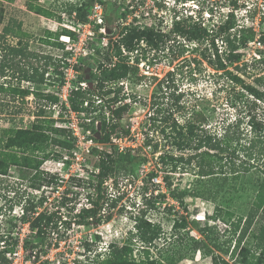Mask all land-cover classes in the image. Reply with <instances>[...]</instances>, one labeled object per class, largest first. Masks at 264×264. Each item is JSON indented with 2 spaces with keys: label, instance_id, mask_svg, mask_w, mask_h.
<instances>
[{
  "label": "rangeland",
  "instance_id": "rangeland-1",
  "mask_svg": "<svg viewBox=\"0 0 264 264\" xmlns=\"http://www.w3.org/2000/svg\"><path fill=\"white\" fill-rule=\"evenodd\" d=\"M76 1L0 0V8L5 14L4 22L0 23V31L9 20L15 19L21 22L20 33L28 39L31 50L57 59V62L50 64L48 71L51 77L46 75L45 83L19 82L18 78L12 75L1 79L4 86L2 88L0 85V137H7L9 131L15 129L32 128L37 120L53 119L54 125L58 127L57 124L65 118L59 112L62 100L57 102L58 105L43 106L44 111L41 113L39 98L47 96L61 98L60 94L63 92L60 89L61 76L54 69L58 63L60 64L58 59L66 55L69 57L66 49L68 44L62 41V35L72 32L70 34L75 37L77 34L66 26H76L73 20L82 22L76 18V13L71 15L68 12L67 4ZM104 2L105 23L94 27L95 35L88 41L90 48L95 51L83 57L79 65L80 67L82 63L93 64L90 72L92 68L97 67L99 60L106 59V62H109L108 50L103 43L104 38L107 36L117 39L125 22L169 31L176 21L188 20L214 28V24L221 22L233 12L235 28L252 27L255 36L252 42L260 40L262 45L258 41L241 45L240 52L243 54L241 63H248L246 72L237 69L235 65L228 67V70L238 78H234L226 70L217 69L205 58L204 52L209 55L205 42L200 45L177 37L168 48L160 51L140 49V56L144 59L138 65L139 72L130 77L124 86L126 92L131 95L130 101L124 99V102L129 104V109L120 123L123 127L120 129L123 137L121 144L124 147L134 145L136 149L132 152L131 158L118 160L116 178L105 184L106 195L101 202L99 216L105 219L110 214L111 219L109 221L105 219L98 224L94 221L91 225L73 223L70 227L62 223L59 234L51 236L54 243L40 251L42 254L38 261L30 257L32 250L38 251L41 248L34 245L36 247L14 255L13 262L17 260L20 264H144L143 248L149 244L133 234L138 231V224L143 227L152 222L160 225L162 234L160 239L154 241L156 247L149 246L150 252L154 258H159L158 262L162 264H169L171 257L177 258L175 264H264V258L260 257L264 247L256 250L260 242L258 235L264 227V203L243 242L235 248L245 217L256 208L257 202L260 203L258 191L264 182L262 144L257 143L254 148L247 150L241 149L238 145L237 162L243 164L241 173L220 191L216 201L189 194L203 187L202 180H210V183L216 186L219 175H209L205 179H202L203 177L200 179L198 169L195 165H189L187 159L170 175L171 188L165 185L164 190L162 187L156 190L158 183L155 181L156 177H163L171 170V165L160 162V154H181V150L174 144L173 134L165 136L160 131L166 128L167 132H170L169 126L173 119L185 122L195 112H200L204 117L198 114L196 118L198 120L205 118L206 128L221 133L229 122L242 120L241 129L245 136L243 144L248 143L255 135L251 128V120H254L258 130L263 133L264 140V86L255 81L257 76H264V60L261 59L264 58V0H104ZM107 2H117L118 13L128 12V18L120 19L114 12L107 17ZM10 41L16 43L17 38H10ZM217 44L220 50L226 49L221 39ZM74 48L78 50L77 42ZM2 56L3 53L0 51V59ZM41 61L34 62L42 66V71L45 60ZM141 71H150L154 74L143 73L148 78L140 80L138 77L141 76ZM82 76L84 77L83 71ZM155 77L157 79H154ZM249 85L263 96L258 97L251 92L247 87ZM21 89L26 90L23 92ZM126 92L122 90L121 96L127 98ZM100 109L103 110L101 106ZM40 113L42 115L38 119ZM108 117L109 115L107 120ZM91 128L95 129L94 125ZM49 133L52 136H63L54 132ZM147 141H150V144H147ZM0 142L1 151L3 141ZM95 142L97 143L95 148L98 150L111 148L110 143ZM113 142L115 145L120 144V141ZM54 150L63 156L56 158L51 155L41 168L48 178L60 176L61 185L43 181L45 203L42 209L54 211L59 208L63 220L74 219L82 206H91L88 194L96 193L93 185L96 184L94 172L99 171L97 168L99 151L88 155L82 170L74 171L75 174H80L77 176L72 175L68 164L72 160L64 158L68 150L51 145L49 151ZM189 152L194 150L186 147L185 157L190 154ZM36 154L42 155L39 151ZM63 160L66 161L64 168L58 164ZM214 163L215 170L219 171L220 163L217 160H214ZM246 166L250 167L248 171L244 169ZM23 170L25 168L15 164H5L0 169V234L7 236L11 232V236L26 243L31 236L34 237L35 232L29 231L27 224L18 219L22 206L16 205L12 211L7 208L8 200L15 196V190H19L20 194L24 193L23 202L30 197L38 200L41 196V189L31 188L32 172L25 173ZM152 173L156 175L151 180ZM183 190L188 194L185 195L184 204H181L177 192ZM152 194L157 196L154 202H151ZM240 217H244V220L236 230V225L232 223L238 222ZM176 218H182L181 222L186 224L181 232L187 236V240L182 244L171 236ZM60 236L62 239L57 241L56 238ZM192 238L203 240L201 249L196 251L191 249ZM87 244H90L89 248ZM242 247L245 248L243 251ZM180 254H184V257L178 259Z\"/></svg>",
  "mask_w": 264,
  "mask_h": 264
},
{
  "label": "trees",
  "instance_id": "trees-1",
  "mask_svg": "<svg viewBox=\"0 0 264 264\" xmlns=\"http://www.w3.org/2000/svg\"><path fill=\"white\" fill-rule=\"evenodd\" d=\"M95 0H77L76 2H69L67 4L68 12L73 15L76 13V18L80 21H87L90 13L91 6L94 4ZM105 4V2H103ZM107 2V17L110 13L114 12L117 14L116 17L128 18V12L118 13V4ZM5 20V14L2 8H0V23ZM236 21L234 13L231 12L226 16L221 22L214 24V28H208L201 22H192L188 20L176 21L169 31L158 29L156 27H143L135 23H129L123 25L119 37L117 39L110 38L109 47L107 48V67L104 66L103 60H99L97 66L100 72H90V68L93 64H81L80 68L83 71L84 77H92L97 81L95 88H88L87 90H72L70 94L71 107L75 111H87L89 114L92 111V106L94 104L93 94L97 93L100 97H103L107 104V109L109 111L108 120L104 113V109L100 111L97 117L102 119L103 122V137L99 140L103 143H110V150H98V148H93L92 152L99 151V160L97 163L98 172H94L96 177L95 191L96 195L92 192L88 194V201L91 206H82L76 213L74 219L63 220V216L60 209L50 211L47 208L42 209L45 203L43 181L48 182V184L54 183L61 185L60 176L54 175L49 177L45 174L41 168L44 162L52 155L56 158H61L63 155L54 150L49 151L51 145H56L64 149L70 150L73 147L71 143L70 133L64 128H60L54 125L53 119L48 120H37L34 122L32 128H21L9 131L7 137H0V141H3V150L0 151V169L4 167L5 164H15L20 165L25 173L32 172V185L31 188L34 190L41 189V196L38 200L34 198H27L23 202L22 197L24 193L20 194L19 190L14 191V197L8 200V210L12 211L16 205H20L21 214L18 219L25 224L29 225V229L35 232L34 237L31 236L24 243L25 250L34 248L39 245L41 248L36 251V260H38L42 254L40 251H44L50 245H52V234H59L60 224L65 223L67 227L73 225V223L91 225L95 221L97 224L101 221L111 219V215H107V218H101V202L105 198V183L106 181L116 178L117 162L120 159H129L133 148H126L125 150H120L119 146L111 142V137L114 134L121 135L122 125L121 119L124 114L129 109L128 103H120L125 98L121 96L123 90L122 86L118 83L124 78H130L135 76L139 72V63L142 61L143 56H140V49H150L153 51H160L169 47L172 41L177 40V37L183 38V40H189L197 42L202 45L206 43V49L209 51V55L204 56L209 59V62L217 69L226 70L234 78L235 76L228 67L235 65L237 69H241L246 72V67L248 63H241L243 54L240 52L241 45H246L252 41L254 36V29L252 27L241 26L236 29ZM22 28L21 22L17 20H9L0 31V51L3 53L0 59V85L3 88V83L1 79L8 76H13L18 78L19 82L28 81L31 83H45L46 74L49 72V66L55 59L51 55H44L40 52L33 51L29 48V41L21 33ZM236 29L235 32H232ZM70 32L65 30V32ZM72 33V32H70ZM10 38H17L16 43H12ZM221 39L226 45L225 50H220L217 41ZM142 54V53H141ZM114 57H117L115 60ZM45 60L43 65V70L41 71V65L35 63L34 61L42 62ZM264 60V58H261ZM61 61V59H58ZM106 61V59H104ZM257 60V59H256ZM83 61V60H82ZM57 62V61H56ZM110 64V65H109ZM61 64L55 66L54 71L56 73L60 72ZM51 77V76H50ZM148 78L146 75H141L138 79L142 80ZM59 78H57L58 80ZM154 79H157L156 77ZM259 84L264 86V76H257L255 78ZM248 89L255 93L258 97H262L258 90L253 86H247ZM26 89H21L25 91ZM17 91V90H16ZM41 107V113H43V106H52L56 104L59 99L57 96H47V98H39ZM89 100V106H85L84 103ZM104 106V105H102ZM66 106H62L61 115L64 114ZM97 109V108H96ZM102 112V113H101ZM38 119H40V115ZM198 114L202 115L200 112H195L193 116H190L185 122H180L177 119H173L170 124V132H167L166 128H162L160 131L165 136L173 134L175 146L181 150V154L171 155V154H160V162L164 165H171V170L163 176L167 188L172 186V173L178 169L179 164L187 159V163L190 165H195L198 169V174L202 179L214 174L219 175L216 186L210 183V180L203 181V187L197 188L193 192H189L190 195L196 197H202L207 200L216 201L217 195L221 190L227 186L233 178L241 173V165L238 164L237 154L238 145L244 150L254 148L257 143L262 144L263 155H264V140L263 133L258 130L257 123L251 120V128L255 132V135L246 144H243L244 131L241 129L242 120H236L229 122L223 128V133L211 131L209 127L206 128L207 120L197 119ZM204 117V116H203ZM168 129V128H167ZM49 132H54L62 137L52 136ZM126 132V131H125ZM98 140V139H97ZM150 144V141L146 142ZM1 144V142H0ZM190 147L194 152H189L190 154L185 157L184 149ZM39 151L42 153L36 154ZM21 153V154H20ZM214 160L220 163V170L216 171L214 167ZM220 160V162H219ZM195 161V162H194ZM196 163V164H195ZM245 171H248L250 167L246 166ZM34 171V172H33ZM156 175L152 173L150 179ZM160 187L157 184V189ZM188 192L180 191L177 192V198L180 200L181 204H184L185 195ZM151 202H154L157 196L151 195ZM258 198L260 203L257 202L256 208L251 210L249 214L245 217L243 227L240 236L237 239L236 247H239L243 242L244 238L248 234L254 218L258 211L263 207L264 203V182L261 183L260 189L258 191ZM1 214V213H0ZM244 217H240L238 222H233L236 225V230L241 226ZM182 218H176L175 223L172 227L171 236L176 238L181 244L187 240V236L181 232L182 228L186 227V224L182 223ZM182 223V224H181ZM138 231L133 234L139 237L142 241H145L149 246L156 247L154 244L155 240L160 239L162 234V228L157 223L148 222L147 225L143 226L138 224ZM213 229V228H207ZM140 233V235H139ZM11 232L6 236L5 234H0V242L6 241L5 247L0 249V264H10L11 260L7 257L8 251H13L19 239L11 236ZM57 241L60 238H56ZM260 242L256 246V250L262 249L264 247V227L261 229V233L258 235ZM35 242V244H33ZM58 244V242H56ZM90 244H87L89 248ZM31 246V247H30ZM144 247V264H162L158 262L159 258H154L151 255L150 247ZM191 249L196 251L201 249L203 246V240L201 238H192L190 244ZM114 244H112V248ZM245 248L242 247V251ZM264 249V248H263ZM34 251V250H32ZM184 254H180L178 259H181ZM264 258V250L260 254ZM177 258L171 257L169 259V264H175ZM45 264V263H40Z\"/></svg>",
  "mask_w": 264,
  "mask_h": 264
},
{
  "label": "built area",
  "instance_id": "built-area-1",
  "mask_svg": "<svg viewBox=\"0 0 264 264\" xmlns=\"http://www.w3.org/2000/svg\"><path fill=\"white\" fill-rule=\"evenodd\" d=\"M104 0H95L94 4L91 6L90 13L88 16L87 21H82V22H76L74 21L73 25H68L66 26L69 28L71 31H76L77 34H75V37H73L70 33L69 34H63L61 39L64 41V43H67V50L69 57L66 55L64 58H60V89L63 90L62 94H60L59 102L62 100L60 104V110L59 112H62V106L65 105L66 109L64 110V114L62 117H65L64 119L61 120L60 123H58V127L64 128L70 133L71 137V143L73 144V147L68 150L66 154H64L65 160H68L69 158L72 160L70 161L69 167L72 170V175H77L74 173L75 170H82V167L84 166V163L88 157L89 154H91L92 149L97 146V143L95 141H99V139L96 137V134L98 131H100L101 135H103V122L102 119L97 117L99 115V112L101 111L100 106L104 109V113L106 116L107 120V115H109V111L107 112V104L106 101L103 97H100L97 93L93 94L95 100L94 104L95 106H92V111L88 114L87 111H75L71 107L69 103V98L72 90H87L88 88L94 89L95 85L97 84V81L92 79L89 80L85 77L82 76V70L79 67L81 61L83 60V57H87L94 53V49L90 48L88 45V41L91 40V37L95 35V26H101L105 23V10H104ZM75 17V16H74ZM130 22H125L124 24H129ZM101 30L104 31V28L101 27ZM109 40L107 36L104 38L103 43L106 45V47H109ZM258 40L251 41L249 43H256ZM75 42L78 43L79 48L76 50L74 48ZM258 43L262 45V42L259 40ZM115 60H117V57H114ZM104 66L107 67V62L103 59ZM144 63V62H142ZM110 65V64H109ZM143 66L145 64H142ZM148 67V66H147ZM101 69L97 67L92 68V72H100ZM152 75L154 72L150 71H144L140 72L141 75ZM47 76H50L51 73L47 72ZM129 78H124L122 79L118 85L123 87L124 93L126 92V86L127 80ZM126 95L128 96L125 98V100L130 101L129 95H131L129 92H126ZM121 101L120 103L124 104L127 102ZM89 100H86L84 105L89 106ZM58 105V103L54 104ZM104 105V106H102ZM97 108V109H96ZM108 113V114H107ZM109 121V120H108ZM95 127V129H92L91 126ZM99 128V129H98ZM98 139V140H97ZM123 137L122 135H117L114 134L111 137V142L114 141H120L119 146L120 150H125L126 148L130 147L133 148V151H135L134 145H128V147H124L121 144ZM104 144H107L104 143ZM115 144V143H114ZM59 161L58 164H61L62 167L66 165V161ZM49 161V160H48ZM98 172V171H97ZM80 175V174H79ZM77 175V176H79ZM82 175V174H81ZM155 181L162 187L164 190L166 183L164 182V178L162 176L156 177ZM107 183V181H106ZM105 183V184H106ZM28 230L29 229V225ZM22 241V242H21ZM19 241L17 246L13 251H8L7 257L11 260L10 264H20L16 261L13 262L14 260V255L20 254L23 251H28L25 250L23 240ZM6 244V241H1L0 242V249L4 248ZM30 257L33 258L34 261L36 260V251L30 252Z\"/></svg>",
  "mask_w": 264,
  "mask_h": 264
},
{
  "label": "water",
  "instance_id": "water-1",
  "mask_svg": "<svg viewBox=\"0 0 264 264\" xmlns=\"http://www.w3.org/2000/svg\"><path fill=\"white\" fill-rule=\"evenodd\" d=\"M97 138H99V139L102 138V135H101L100 131L97 132Z\"/></svg>",
  "mask_w": 264,
  "mask_h": 264
}]
</instances>
